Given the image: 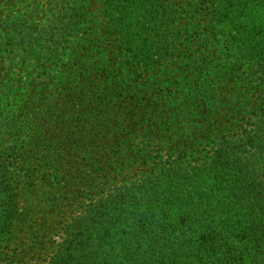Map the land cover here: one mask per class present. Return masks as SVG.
<instances>
[{
  "label": "trees",
  "instance_id": "1",
  "mask_svg": "<svg viewBox=\"0 0 264 264\" xmlns=\"http://www.w3.org/2000/svg\"><path fill=\"white\" fill-rule=\"evenodd\" d=\"M37 170L19 264H264V0H0V260Z\"/></svg>",
  "mask_w": 264,
  "mask_h": 264
},
{
  "label": "rangeland",
  "instance_id": "2",
  "mask_svg": "<svg viewBox=\"0 0 264 264\" xmlns=\"http://www.w3.org/2000/svg\"><path fill=\"white\" fill-rule=\"evenodd\" d=\"M43 172L35 171L18 178L15 182L17 186V206L21 214L25 217L23 226L16 227V232L13 235V240L8 245V250L0 264H19L17 260L19 256H15L16 246H21L23 250L32 249L36 254L41 255L38 250L39 235L45 228L47 207L53 201H60L64 197V189H55L50 187L47 182L42 180ZM48 177V176H47ZM64 192V193H63ZM63 193V194H62ZM62 194V195H61ZM58 195H61L57 200ZM17 254V253H16ZM22 254V253H21ZM30 255V253H27Z\"/></svg>",
  "mask_w": 264,
  "mask_h": 264
}]
</instances>
